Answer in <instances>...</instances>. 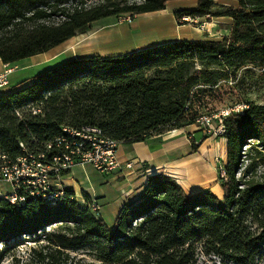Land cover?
I'll return each mask as SVG.
<instances>
[{
    "label": "trees",
    "instance_id": "16d2710c",
    "mask_svg": "<svg viewBox=\"0 0 264 264\" xmlns=\"http://www.w3.org/2000/svg\"><path fill=\"white\" fill-rule=\"evenodd\" d=\"M169 1L0 0V60L16 66L87 33L97 20L162 11ZM235 1L236 8L215 12L213 0H196L195 9L174 13L180 25L184 17L230 18L231 35L221 41L71 59L0 94V169L1 156L15 162L26 154L20 143L28 153L47 154L64 128L96 129L101 138L131 145L196 124L207 116L194 108L201 90L246 67L264 71V0ZM245 105L223 118L221 199L208 190L187 194L157 173L110 229L89 209V197L83 194L82 205L69 187L54 205L0 197V257L29 237L43 242L31 264H264V104ZM189 141L196 152L195 138Z\"/></svg>",
    "mask_w": 264,
    "mask_h": 264
},
{
    "label": "crops",
    "instance_id": "0c3cea01",
    "mask_svg": "<svg viewBox=\"0 0 264 264\" xmlns=\"http://www.w3.org/2000/svg\"><path fill=\"white\" fill-rule=\"evenodd\" d=\"M173 1H169L162 11L137 16L131 26V30L134 32L132 35L133 48L127 51L104 56L100 54L85 55L81 49L77 48L76 36L46 53L27 58V61L30 62L24 68L30 70L58 62L60 59L65 62L91 56L103 58L117 56L174 41L210 40L203 37V33L194 28L186 25L178 26L174 17V13L177 11L195 9L196 0H187L191 3L186 6L172 4ZM229 1L233 2V6L235 3L234 8L237 7L235 0ZM144 15L147 17L145 23L138 24L137 19ZM141 45L145 46L141 47ZM4 65L0 60V73L4 71ZM34 77H24L16 83L10 84L11 88L0 92V94H8L22 89L29 85ZM193 126L172 130L131 145L120 144L117 148V157L122 165L121 170L103 174L95 171L89 165L75 164L68 173H63L60 177L53 179L55 188L59 186L72 188L80 204L84 200L83 194H86L89 199L95 200L99 205L98 217L110 229L114 227L122 207L138 200L143 193L147 178L157 173H164L176 181L181 180L180 186L187 194L208 190L221 199L223 192L218 182L219 175L216 176L211 163L213 153L212 150H208L210 143H207L208 140H203V135L202 138H198L200 129L193 128ZM189 137H194L196 140V152L191 149ZM127 163H132L130 169L124 167ZM0 187V192H3L7 186Z\"/></svg>",
    "mask_w": 264,
    "mask_h": 264
},
{
    "label": "rangeland",
    "instance_id": "374dc122",
    "mask_svg": "<svg viewBox=\"0 0 264 264\" xmlns=\"http://www.w3.org/2000/svg\"><path fill=\"white\" fill-rule=\"evenodd\" d=\"M128 1L133 2L134 0ZM213 2L215 4V12H223L228 8L235 7V3L233 6V2L229 0H213ZM190 3L187 0L172 2V4L183 6ZM145 16L138 18L137 23L143 25L147 18ZM128 18H130L131 22L128 21ZM136 18L137 16L126 14L95 21L91 24L90 31L76 37L77 48L81 49L85 55L100 54L101 56L116 54L133 48L132 35L134 32H132L131 26ZM182 23L181 25L194 28L203 33V37L215 41L230 37L233 25V21L228 17L185 18L182 19ZM177 25L180 26V23L177 22ZM143 46L145 45H141V47ZM63 61L60 59L58 62L27 70L24 66L30 61L24 59L18 62L16 66H10L13 68L14 73L9 77V87L7 89L11 88L10 84L12 85L24 77H34ZM247 103L264 104V71L253 67H246L240 70L235 79L221 81L214 88L208 87L201 90L194 100V108L199 115L216 116L222 111L243 107ZM193 128L201 130L200 133L196 132L200 135L198 138H202L203 135V140H208L207 143H210L208 150H212L213 153L211 163L217 174L216 176H218L221 165L225 161V139L221 137L222 134L218 136L207 134L204 126L198 123L194 124ZM209 138H211L210 141ZM177 183L180 185L181 180L178 179ZM0 186H7L3 192L1 191L3 196L6 195L9 192L8 185L0 184ZM39 244H43V242L38 243L35 239L29 237L21 238L11 247L7 254L0 257V264H31L32 250L37 248ZM2 248L3 246L1 245L0 253ZM79 258L81 256L76 257V259ZM210 264H218V262L212 261Z\"/></svg>",
    "mask_w": 264,
    "mask_h": 264
},
{
    "label": "built area",
    "instance_id": "2783aa9c",
    "mask_svg": "<svg viewBox=\"0 0 264 264\" xmlns=\"http://www.w3.org/2000/svg\"><path fill=\"white\" fill-rule=\"evenodd\" d=\"M185 19V18H182ZM128 21L131 22L130 18ZM0 73V91L9 87V77L13 68L4 65ZM247 106L231 108L220 112L216 116H203L196 123L204 126L207 134L218 136L224 133L223 118L231 113H243ZM60 136L46 145L47 154L28 153L26 147L20 143L21 149L26 152L22 157L10 162L1 156L3 165L0 169V184H6L9 192L0 197L11 203L22 204L27 198H39L51 205L63 197V186L55 188L53 179L69 171L73 165H89L95 171L108 174L121 170L122 165L117 157L119 143L98 136V130L83 128L82 130L63 129ZM190 138V137H189ZM132 167V163L124 166ZM220 173H224L220 168ZM85 205V201H81ZM92 212H97L99 205L93 199L88 204Z\"/></svg>",
    "mask_w": 264,
    "mask_h": 264
}]
</instances>
